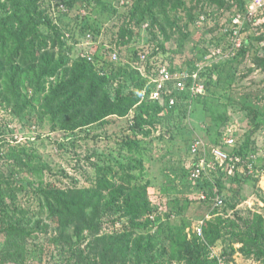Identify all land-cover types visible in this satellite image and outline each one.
<instances>
[{"label":"rangeland","instance_id":"obj_1","mask_svg":"<svg viewBox=\"0 0 264 264\" xmlns=\"http://www.w3.org/2000/svg\"><path fill=\"white\" fill-rule=\"evenodd\" d=\"M120 2L76 0L71 15L40 27L42 36L48 38V49L65 53L71 63L87 50L119 52L121 59L113 65L116 71L138 66L134 62L136 51L154 52L158 62H169L178 73L194 71L201 63L199 82L203 90L192 92L187 86L194 95L181 99L174 108L153 112L150 123L139 133L131 128L134 112L127 118L111 116L108 123L73 133L53 125L38 105L28 106L16 115L23 131L35 126L38 136L32 143H15L11 148L3 144L0 264H75L77 260L82 264H140L135 258H115L113 251L105 252L109 237L130 225L123 214L122 198L112 207H101L95 227L84 229L80 236L76 225L61 228L51 218L46 203V191L89 187L100 175L118 177L121 163L138 167L131 171L149 182L153 221L149 229L159 247L153 264H189L187 251L175 243L177 232L191 239L197 227L220 218L225 223L223 235L204 252L206 263L217 264V257L222 256L225 264H264V260L242 250L244 243L234 236L236 229L229 226L230 220L238 221L239 215L246 218L255 213L264 217V178L253 175L249 158L235 176L223 172L221 185L214 186L225 198L221 207L203 200L207 197L206 186L214 180L211 171L205 173L202 185L190 173L195 160L203 156V151L192 152V143L199 139L212 146L225 132L240 144L254 143L251 148L258 153L257 163L264 165V9L245 21L242 38L250 42L249 49L228 61L232 56L229 28L233 27V18L244 14L253 0H184L185 6L178 11L179 18H174L173 25L162 17L141 21L132 18L133 0L127 9ZM85 20L92 30L97 26L99 31H84ZM90 33L94 38L88 42ZM55 36L58 40L53 48ZM5 60L0 54V61ZM124 81V76L113 75L107 87L112 98ZM132 84L129 81L128 89ZM3 103L0 98V114L14 113L12 106ZM247 107L258 111L256 125L250 122ZM131 138L139 143L137 148L126 145ZM10 219L29 230L37 229L32 236L27 233L24 240L16 239L24 248H18L17 256L12 255L16 244L4 232Z\"/></svg>","mask_w":264,"mask_h":264},{"label":"trees","instance_id":"obj_2","mask_svg":"<svg viewBox=\"0 0 264 264\" xmlns=\"http://www.w3.org/2000/svg\"><path fill=\"white\" fill-rule=\"evenodd\" d=\"M130 1L120 2L122 8L127 9ZM223 1L221 0V3ZM75 3L76 0H6L4 2L0 0V54L6 59L0 61V98L5 102L3 104L13 107L14 113L12 111L11 115L17 121H19L17 116L28 106L38 105L41 113L48 116L53 125L73 133L79 128L97 123H108L107 118L111 116L127 118L134 112L131 128L139 133L144 132L145 126L151 121L153 112L174 108L179 105L181 99L194 95L188 89L174 91L173 95L177 98L174 105L169 104L171 94H167L166 102L150 98L149 75L152 74L153 69L151 64L160 63L157 60L158 55H153L154 52H145L148 54V60L145 65L146 73H143L140 62L141 52L138 53V51L134 54L136 57L134 62L138 66H133L130 70L119 68L116 71L113 65L121 59L119 52H116L119 56L118 60H114L112 57L114 51L106 53L104 50L103 52L87 50L71 63L65 53H56L54 47L58 40L57 36L54 38V49H48V38L42 36L40 27L42 25L51 26L57 18L71 15ZM61 4H64L66 9L59 8ZM184 6V0H133L130 14L132 18H139L140 21L162 17L173 25L174 18H179L178 11ZM83 29L88 33L94 30L99 31L97 26L92 30L88 20L84 21ZM122 34L124 38L125 30ZM93 38L92 35L91 40ZM230 45V53H232V42ZM249 45L248 39L243 40L242 45L235 49L236 51L234 50L235 54L228 61H233L240 52L245 53ZM43 48L46 49L41 52ZM87 52L92 55L91 60L85 54ZM171 69L174 70L172 66ZM210 69H214L213 66ZM215 69L218 70L219 66L216 65ZM117 73L124 76L125 81L120 84L115 98H112L107 87L113 75ZM131 80L133 84L128 89V83ZM247 110L250 122L256 125L258 111L253 107H247ZM225 135L227 132L218 136L214 143H221ZM237 141L231 153L242 156L244 161L249 158V163H251V156L258 155L257 151L251 148L254 143L253 145L240 144ZM125 143L130 149L139 146V143L132 138ZM6 144L10 145V148L13 146ZM3 150L4 145L0 148V155ZM12 150L15 151L14 148ZM198 159L192 165L190 173L191 178L202 185L205 173H202L199 178L192 176ZM244 161L234 165L232 174L228 172L231 162L226 163L224 168L218 167L217 170H211L210 174H213L214 180L206 186L207 197L203 200L207 202L211 200L216 206L221 207L225 198L219 191H215L214 186L221 185L220 177L223 172L235 176L245 165ZM30 162L31 159L29 164ZM138 163L141 164V162ZM133 168L135 167L132 163L128 165L121 163L120 171L117 172L118 177L100 175L94 185L89 187L46 191L47 208L51 218L61 228L66 229L70 225H76V233L80 236L84 229L95 227L94 220L101 207H112L122 198L123 214L130 225L127 230L109 237L105 252L113 251L115 258L118 256L132 257L140 264H153L156 262L155 259H158L154 253L159 247L149 229V226L153 224L150 218L152 202L148 192L149 182L143 180V175L141 177L135 175L131 171ZM254 168L264 172V165L256 163ZM252 173L256 178L261 177L260 174L256 175V171ZM218 197L223 200L222 204H217ZM238 221H243L244 224ZM238 221L230 220L228 224L236 229L234 236H239L240 241L244 243L242 250L247 255L253 254L258 259L264 260V217L255 213L246 218L239 215ZM223 223L221 218L216 222L208 221L202 226L203 233L200 235L195 230V235L191 239L186 233L181 235L177 232L175 243L180 245L182 250L187 251L189 264H207L204 252L222 237L225 224ZM35 231L37 229L29 230L26 226L15 224L10 219L4 232L16 244L12 252L13 256L18 255V248L24 250L16 239L24 240L27 233L30 232L32 236V232ZM160 251L162 252L161 248ZM75 264H82V262L77 260Z\"/></svg>","mask_w":264,"mask_h":264},{"label":"built area","instance_id":"obj_3","mask_svg":"<svg viewBox=\"0 0 264 264\" xmlns=\"http://www.w3.org/2000/svg\"><path fill=\"white\" fill-rule=\"evenodd\" d=\"M124 1V0H123ZM61 9H66L64 4L59 6ZM264 9V0H253L249 8H247L244 14H238L233 18V27L229 28L230 38L232 42V53L235 54V49L239 48L243 43L242 31L244 29L245 21L248 17H255L259 11ZM88 42L91 41L92 35L88 34ZM235 50V51H234ZM88 53V52H87ZM87 57L91 60L92 55L87 54ZM114 60H118L119 56L116 52L112 53ZM140 62L142 64L141 70L146 73V62L148 60V54L145 52L140 53ZM145 64V65H144ZM144 65V66H143ZM153 66L152 74L149 82V96L153 100L165 101L167 94H171L169 98V104H176V96L173 95L174 91H185L186 87H190L192 92H200L203 90V84L200 83V73L203 71V65L197 64V69L194 71H187L178 73L171 69L169 62H160L151 64ZM146 93V90H144ZM5 112L2 111L0 114V148L4 143L15 144L22 143L25 141L36 140L38 134L35 130V126H30L26 130H22L17 119L13 115L5 116ZM236 145V140L233 135L227 132L221 139V143L209 146L207 142L203 140H197L192 145V152L194 154L203 151V156H200L197 162V166L192 173L194 178H199L202 173L210 172L211 170H217L218 167L224 168L226 163L231 162L229 165L228 172L233 173L234 165L244 161L240 155H233V147ZM210 149L208 154L207 150ZM251 172H257L256 175L260 174L261 179L264 178V172L254 168V164L257 163V154L251 156ZM206 198V197H205ZM218 203L222 204L223 200L218 197ZM198 234H202V225L196 228ZM218 264H225L222 256H218Z\"/></svg>","mask_w":264,"mask_h":264}]
</instances>
